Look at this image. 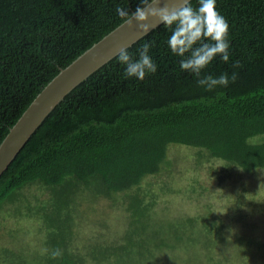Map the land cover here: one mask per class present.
Wrapping results in <instances>:
<instances>
[{"label": "trees", "instance_id": "16d2710c", "mask_svg": "<svg viewBox=\"0 0 264 264\" xmlns=\"http://www.w3.org/2000/svg\"><path fill=\"white\" fill-rule=\"evenodd\" d=\"M137 4L0 0V142L61 68L125 20L116 7ZM216 7L229 23L230 61L217 57L202 74L236 71L235 82L197 86L162 24L127 48L135 55L151 42L155 74L123 79L117 55L94 71L0 175V264H264V238L240 203L225 215L206 204L159 210L160 194L181 188L164 180L156 196L150 187L151 177L169 179L179 159H212L221 164L219 182L233 169L252 178L249 205L264 213L255 199L264 196V0ZM233 220L242 229L230 234Z\"/></svg>", "mask_w": 264, "mask_h": 264}, {"label": "clouds", "instance_id": "9594fccd", "mask_svg": "<svg viewBox=\"0 0 264 264\" xmlns=\"http://www.w3.org/2000/svg\"><path fill=\"white\" fill-rule=\"evenodd\" d=\"M216 3L217 0H196L193 5L192 0H184L179 7L170 9L167 5L161 6V0H138L134 11L117 6L116 13L126 22L135 19L144 33L152 26L143 22L149 16L157 18L170 32L166 44L170 52L180 58V70L195 76L197 86L207 92L227 87L238 75L236 71L202 74L217 57L225 63L230 61L229 23L217 10ZM151 47V42L143 43L135 55L127 48L120 49L116 59L123 66V79L142 81L146 75L157 72L158 65L150 55ZM231 66L237 68L239 61L232 60ZM53 255H59V250Z\"/></svg>", "mask_w": 264, "mask_h": 264}, {"label": "water", "instance_id": "95a60500", "mask_svg": "<svg viewBox=\"0 0 264 264\" xmlns=\"http://www.w3.org/2000/svg\"><path fill=\"white\" fill-rule=\"evenodd\" d=\"M183 2L184 0H161V6L167 5L171 9L179 7ZM143 23L152 26L149 31L160 25L158 19L152 16ZM147 33L141 31L135 19L130 22L124 20L61 68L1 140L0 175L45 117L74 87L118 55L121 48H128Z\"/></svg>", "mask_w": 264, "mask_h": 264}, {"label": "rangeland", "instance_id": "374dc122", "mask_svg": "<svg viewBox=\"0 0 264 264\" xmlns=\"http://www.w3.org/2000/svg\"><path fill=\"white\" fill-rule=\"evenodd\" d=\"M258 138L255 137L253 139ZM178 161L177 167L173 170L169 179L166 175L160 178L154 176L149 179L152 184L150 187L154 188L156 196L159 195L160 186H162L164 180H168V184H171L174 188H181L180 192L173 196H168V193H164L163 191L157 199V208L159 210L166 206L175 208L177 205L181 206L184 204L185 212L188 213V211H196L199 207L198 205L206 204L213 206L214 209L216 206H222L221 213L225 215L226 209L235 207L238 202L242 210L246 209L249 212V216H246L245 220L251 224L256 235L264 238V213H259L255 211L256 209L253 210L254 206L249 205L254 195V190L250 185L251 177L242 176L233 169L224 181L219 182L217 174L218 171H221L220 162L212 159L198 160L194 155L187 156L185 159H179ZM263 176L264 174L260 175L259 178ZM172 177L175 180H172ZM240 196H242L241 200L238 198ZM255 199L264 201V196H255ZM261 207L263 209L264 205L262 204ZM166 215H169V213ZM253 221L256 224L258 223L257 226ZM242 224L243 222L233 220L226 227L227 232L234 234L239 229H242ZM98 230L95 227L94 232Z\"/></svg>", "mask_w": 264, "mask_h": 264}]
</instances>
